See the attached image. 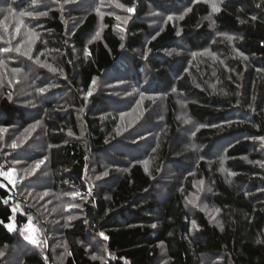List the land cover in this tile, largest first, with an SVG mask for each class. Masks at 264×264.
I'll return each instance as SVG.
<instances>
[{
	"label": "trees",
	"instance_id": "1",
	"mask_svg": "<svg viewBox=\"0 0 264 264\" xmlns=\"http://www.w3.org/2000/svg\"><path fill=\"white\" fill-rule=\"evenodd\" d=\"M262 165L264 0H0V264H264Z\"/></svg>",
	"mask_w": 264,
	"mask_h": 264
},
{
	"label": "rangeland",
	"instance_id": "2",
	"mask_svg": "<svg viewBox=\"0 0 264 264\" xmlns=\"http://www.w3.org/2000/svg\"><path fill=\"white\" fill-rule=\"evenodd\" d=\"M110 10H112L111 9V7L109 6L108 7ZM131 13V12H130ZM118 18L120 19L121 18V16H118ZM127 18V15L125 16V18H123V21H125V19ZM122 83L121 82H118V83H116L115 85H116V88L119 86V85H121ZM116 88H114L115 89V92H114V96H124L127 100L129 99V98H127V97H131L130 96V94L127 92V89H125V88H122V89H118V91H116ZM117 96V97H118ZM143 99H141V101H142ZM139 108H140V105H139V107L137 108V109H132V111H131V113H139ZM128 116H130V114L128 115ZM183 135V134H182ZM215 157H216V154L214 155ZM213 157V156H212ZM211 157V159H214V158H212ZM146 165H150V161L148 162V163H146ZM191 197H193L194 199H195V205L196 204H198V205H200L201 204V200L199 201V199H200V192L197 190V191H195L192 195H191ZM203 203V202H202ZM202 205V204H201ZM203 207H204V209H206L205 211H207V208H206V204L205 203H203V205H202ZM194 207V206H193ZM193 207H191L190 205H189V209L190 210H193ZM213 217L214 216H211V218L213 219ZM23 227H24V229L26 230V231H28V230H30V229H32L33 230V227H31V224L30 223H28V224H25V225H23Z\"/></svg>",
	"mask_w": 264,
	"mask_h": 264
},
{
	"label": "snow or ice",
	"instance_id": "3",
	"mask_svg": "<svg viewBox=\"0 0 264 264\" xmlns=\"http://www.w3.org/2000/svg\"><path fill=\"white\" fill-rule=\"evenodd\" d=\"M38 2V0H34V4L35 3H37ZM103 6V5H102ZM117 7H123V5H120V4H117ZM212 9H213V11H216V12H218L220 9H219V7L215 4V3H213L212 4ZM127 11H129V12H131L132 11V9L131 8H128V9H126ZM191 9H189V11H190ZM97 11L99 12V9H97ZM47 13H45V12H34V11H21L20 13H19V16H21V17H23V16H25V15H28V16H33V15H46ZM183 17H181V19H182ZM169 19H171V18H169ZM209 19H210V17H209ZM16 31L17 32H19V28H17L16 29ZM97 36H99V33H97ZM229 39H232L231 37H229ZM4 51H11V49H4ZM16 51L17 52H19L20 51V48L19 47H17L16 48ZM25 55H27V53H24ZM32 57L31 56H29V59H31ZM37 63H39V61L37 60ZM50 70H52V71H56V69H50ZM14 72H18L19 71V69H14L13 70ZM41 91L43 92V89H41ZM90 94V93H89ZM69 134H71V133H69ZM13 146L15 147V142L13 143ZM246 159V158H245ZM38 166V165H37ZM262 166H264V165H262ZM104 175H107V172H105L104 173ZM195 226V225H194ZM153 227H155V225H153ZM221 228H222V226H221ZM100 235L103 237V233H100ZM105 239H107V237H104ZM32 243H37V241L35 240V239H33L32 241H31ZM0 255H2V253H0ZM93 259H96V257H93Z\"/></svg>",
	"mask_w": 264,
	"mask_h": 264
},
{
	"label": "built area",
	"instance_id": "4",
	"mask_svg": "<svg viewBox=\"0 0 264 264\" xmlns=\"http://www.w3.org/2000/svg\"><path fill=\"white\" fill-rule=\"evenodd\" d=\"M48 264H52L51 262H48Z\"/></svg>",
	"mask_w": 264,
	"mask_h": 264
},
{
	"label": "bare ground",
	"instance_id": "5",
	"mask_svg": "<svg viewBox=\"0 0 264 264\" xmlns=\"http://www.w3.org/2000/svg\"><path fill=\"white\" fill-rule=\"evenodd\" d=\"M224 120V119H223ZM235 237V236H234ZM238 237V236H237ZM238 239V238H237Z\"/></svg>",
	"mask_w": 264,
	"mask_h": 264
}]
</instances>
